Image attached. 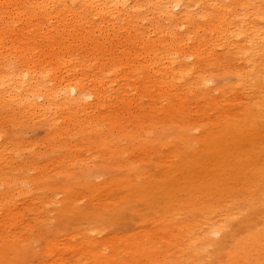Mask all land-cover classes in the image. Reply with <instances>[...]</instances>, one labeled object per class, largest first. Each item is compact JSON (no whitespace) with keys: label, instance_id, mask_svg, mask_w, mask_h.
Masks as SVG:
<instances>
[{"label":"rangeland","instance_id":"1","mask_svg":"<svg viewBox=\"0 0 264 264\" xmlns=\"http://www.w3.org/2000/svg\"><path fill=\"white\" fill-rule=\"evenodd\" d=\"M188 4L197 10L195 2ZM177 13L178 8H172V14ZM45 24L43 34L52 25ZM153 25L140 23L152 38L156 37ZM257 25L264 28L262 20ZM124 28L109 30L108 38L126 37ZM177 31L186 28L180 24L173 30ZM198 31L190 35L211 38L208 31ZM96 36L100 38L98 32ZM69 47L74 49L58 50L53 42L21 45L5 40L0 44V89L3 75L19 73L27 79L38 65L41 81L49 87L58 78L81 79L88 93L86 104L99 87L108 97L107 110L118 101L119 91L125 101L146 109L154 106V114L148 115L142 129L125 135L101 106L78 113L81 130L67 121L74 111L42 108V99L22 113L15 103L13 112L0 105V264H161L162 260L165 264L175 260V264H264V87L258 95L245 91L247 86L240 87L233 66L223 62L208 68L212 81L204 91L210 90L211 96L197 100L178 86L165 93L159 90L150 100L134 90L138 86L134 79L121 80L118 72L113 73V61L103 66L108 47L96 51L78 42ZM222 49L216 46L215 52ZM123 50L114 48L108 58L116 63ZM60 58L66 63L61 64ZM233 62L228 64L238 60ZM136 121L130 129L140 124ZM218 229L223 234L206 237L212 247L204 245L201 238ZM9 237L16 242L10 243ZM23 238L28 241L27 253L1 257L2 241L6 248ZM220 240L222 249L216 245ZM49 246L57 252L49 251ZM110 255L114 260L106 263L104 258Z\"/></svg>","mask_w":264,"mask_h":264},{"label":"bare ground","instance_id":"2","mask_svg":"<svg viewBox=\"0 0 264 264\" xmlns=\"http://www.w3.org/2000/svg\"><path fill=\"white\" fill-rule=\"evenodd\" d=\"M221 1H223L222 4ZM190 2L196 3L197 10L194 9L193 11L190 9V4H188ZM193 5L192 7L195 6ZM172 8H178V13L176 15L172 14ZM150 15L152 17H150ZM94 18H96V20H94ZM259 20L264 22V0H144V2L137 0L135 3H131L129 0H0V44H4L5 40L9 42L18 41L21 45H26L30 43V41H35L36 43L42 41L55 43L58 50H70L71 47L69 46L78 42L80 45L87 43L96 51H101L102 46H106L108 47V54L104 57L103 66L113 61L115 67V69L111 68L113 73L118 72V78L121 80L134 79L138 84L134 90L139 92L140 97L149 96L150 100L159 90L165 93L168 88L176 89L178 86H183L186 91L192 92L197 100L203 98V96H211L212 92L210 90L207 92H205L206 90L204 91L205 86H208L212 81L211 76L213 72L208 73V68L212 67L213 70V67L215 68L217 65L225 62L230 68L233 66L231 70L235 73L237 77L235 79H238L240 87L243 89L247 86L245 91H252L253 94L258 95L260 89L262 88L263 90L264 87V28H260L257 25ZM13 23H16V25H12ZM17 23L21 24L20 30L17 29ZM45 23L52 24L49 29L50 34H43L42 32V27L46 25ZM103 23H110L111 26L109 27V24L104 26ZM140 23H155V25H153L155 30H153L155 31L156 37L152 38V35L144 32L140 27ZM163 23L168 24L165 26ZM180 24L185 26L186 32H173ZM9 25H11L10 30L6 29ZM116 26L125 27L126 37L123 36V39L116 38L114 40L108 38L107 32L113 30ZM197 30L201 33L208 31L211 33V38L208 40L204 39L205 37L202 39L199 37V39H195L190 33L195 34ZM97 32L100 38H97ZM166 35H169L170 38L168 39ZM66 43H69L68 47H65ZM182 45H184V49H181ZM180 46L181 48H179ZM216 46L223 48L221 53L215 52ZM116 47L124 48V50L115 63V61L112 58H108V56L110 57V55H112L113 49ZM35 50L39 52L38 49ZM191 58L192 62L190 63L188 60ZM235 59L238 60V63L236 62L237 64H228L229 62L235 61ZM60 60H62L60 62L61 64L66 63L65 59L60 58ZM26 62L27 61L24 59V63ZM33 67L27 79H24V76L19 73H11L6 77L3 75L4 77L1 78L3 90L0 89V105L7 106L8 108L5 110L13 112L10 108H12V104L15 103L17 107H20L19 109L22 113L23 109L27 106L36 107V100L42 99L43 104L40 105L42 108H44L43 106L51 108L63 107L74 111L67 117V121L74 126L80 127L81 124H79L77 118L78 113L86 111V109L100 106L106 108L108 97L100 92L99 87H96L93 93H91V103L86 104L88 93L85 89L86 85L81 79L70 80V82H68L58 78L57 82L53 83L52 87H49L41 81L39 74L42 72L38 70L40 69L37 68L38 65H34ZM118 68H120V70H118ZM227 70L229 69L227 68ZM68 72L73 75L75 74L74 70H68ZM122 88L124 87L120 86L118 90L122 91ZM261 93L263 92L261 91ZM115 97L118 101L114 102L108 110L106 108V117L110 116L113 118L112 125L121 128L122 132H125V135H133L136 128L142 129L144 127L142 125L143 122L149 119L148 115L154 114V106L152 105H149V109H146L134 102L125 101L122 92L119 91H117ZM236 100H238V98ZM251 100L254 101V99ZM257 100H259V98H257ZM254 109L253 111H255ZM111 111L113 115L110 114ZM234 118L235 117L232 119L234 120ZM260 118L262 122V116ZM260 118H258V120ZM135 119H137L136 123L140 121V124L133 125V128L130 129L129 124H133ZM188 123L189 122L186 124ZM254 123L257 125L255 121ZM149 125L150 124H148V126ZM239 125L241 124L238 123V126ZM57 128L56 126V129ZM229 128L226 127V129ZM80 129L82 130L81 127ZM218 132L217 134H219ZM241 132L244 133V131ZM223 134L225 135L226 133ZM214 135L216 134L213 133V136ZM239 135L242 134L239 133ZM218 136L217 138H219ZM211 144H213L212 141ZM152 195L154 196V194ZM252 205L254 204L252 203ZM257 211H260L259 208ZM232 215L230 216L232 217ZM242 215L243 214H240V216ZM234 217L233 219L231 218V221L235 220ZM217 223L218 221L216 224ZM227 225L228 224H226V226ZM221 231L219 229L209 232L206 231L207 234L204 239L201 238L204 241L203 244L208 246L209 244L207 241L210 239L206 237L209 235L221 234ZM201 239L198 238L196 242H200ZM6 240L10 241V243L16 242V239L10 237ZM222 241L223 240L216 242L218 249H222ZM1 244H4L1 245V251H4L3 253L1 252L2 258H6L9 253L19 256L20 254L27 253L28 251H25L29 249L27 246L28 241L24 238L14 246L5 248L6 242L2 241ZM210 246L212 247V245ZM21 247H26V249L23 251ZM191 248L189 246L188 250ZM48 250L53 253L57 252L53 246H49ZM90 254L93 257L98 256V253L95 252ZM104 259L106 263L107 261L114 260L111 255ZM171 259L173 258L171 257ZM165 262L162 260L161 264H165ZM187 263H189V261ZM203 263L207 264L205 262Z\"/></svg>","mask_w":264,"mask_h":264}]
</instances>
